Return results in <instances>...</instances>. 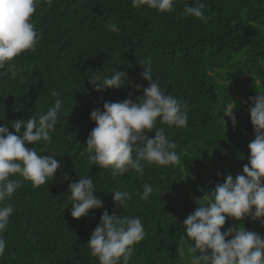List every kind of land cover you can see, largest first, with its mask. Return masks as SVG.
Wrapping results in <instances>:
<instances>
[{
    "label": "trees",
    "instance_id": "16d2710c",
    "mask_svg": "<svg viewBox=\"0 0 264 264\" xmlns=\"http://www.w3.org/2000/svg\"><path fill=\"white\" fill-rule=\"evenodd\" d=\"M202 2L207 23L183 15L185 6H197L195 0H177L175 11L162 15L146 6L133 8L132 0H87L86 8L104 4V20L119 30L105 31L101 26L102 47L78 52L69 42L74 28L61 41L48 35L60 27L66 30L65 21L77 27L72 16L61 25L52 19L62 12L72 15L73 6L81 1L53 0L51 6H44L41 0L32 17L40 37L36 50L15 59V78L12 69H0V126L7 125L15 134L11 122L46 114L56 99L51 92L58 91L63 109L51 133L52 142L26 147L54 156L61 168L42 187L34 188L18 175L12 177L22 186L0 205L15 207L3 233L6 250L0 264H99L87 243L105 209L120 218L141 219L145 238L134 246L129 264H192V259L185 260L177 252L178 247L184 252L191 247L182 241L183 221L189 216L183 207L196 201L187 198L200 185L211 184L214 173L216 184L223 183L227 175L243 174L244 165L249 164L248 145L255 139L249 105L257 92H264V0ZM88 25L81 27L79 38L92 36L84 33ZM148 58L153 78L189 108L186 128L159 121L156 125L177 144L180 164L145 163L142 177L136 173L113 177L110 169L88 163L87 138L96 127L90 113L103 109V102L142 96V88L137 90L135 85L148 86L139 64ZM116 70L126 72L130 84L97 92L91 81L98 75L110 77ZM232 101L236 103L235 127L223 113ZM148 135L154 138L155 129ZM65 173L70 177L67 181ZM84 177L93 178L104 208L75 219L69 185ZM144 184L154 189L147 201L140 198ZM117 190L131 195L124 208L114 201ZM230 227L225 225L222 231Z\"/></svg>",
    "mask_w": 264,
    "mask_h": 264
},
{
    "label": "clouds",
    "instance_id": "9594fccd",
    "mask_svg": "<svg viewBox=\"0 0 264 264\" xmlns=\"http://www.w3.org/2000/svg\"><path fill=\"white\" fill-rule=\"evenodd\" d=\"M52 1L42 0L44 6H51ZM80 1L81 4L73 6L72 15L62 12L52 19L61 25L62 20L72 16L77 27L65 21L66 30L60 27L48 37L61 41L74 28L69 40L72 49L81 52L95 47L99 50L104 34L100 27L112 32L119 29L116 24L109 25L104 20V4L86 8L87 0ZM40 3L41 0H0V69H12L13 78L17 67L15 59L23 53L35 51L39 43L40 37L32 17ZM176 3L177 0H132V7L146 6L159 13H171L175 11ZM195 3L197 6H185L183 15L207 23L208 17L203 12L205 3L202 0H195ZM86 22L89 25L84 33L92 36L79 38V31ZM261 62L264 63V60ZM139 64L143 68L141 76L148 86L137 84L135 87L137 90L142 88L143 95L136 100L128 98L119 102H103V109L95 108L90 113L96 127L87 138L88 163L110 169L113 177L125 173H131V176L136 173L142 177L145 163L166 167L180 164V156L175 151L177 144L165 135L164 128H156V125L159 121L169 127L186 128L188 105L168 94L167 89L153 78L151 58ZM91 82L97 92L120 89L130 84L128 74L120 70L114 71L110 77L98 75ZM51 95L56 97L55 103L46 114L38 119L31 116L11 122L15 134L9 131L7 125L0 126V205L11 200L22 186L19 180L12 177L18 175L30 181L34 188L42 187L53 180L61 168V163L54 156L41 155L36 147H26L41 141L52 142L51 133L56 129L63 101L58 91L53 90ZM129 95L131 97V93ZM251 102L249 112L255 139L248 145L249 164L244 165L243 174L235 178L227 175L223 183L216 184L214 173L211 184L200 185L187 198L196 201H190V207H183L186 210L184 215L189 216L183 221L182 241L191 247L186 252L178 247L177 252L185 260L192 259V264H264V92H257ZM234 104L233 101L226 104L223 110L233 127L237 125ZM154 129L155 136L150 138L148 133ZM64 179H70L68 173L64 174ZM96 191L92 177L80 178L69 185L73 218L87 217L91 210L104 208V200L96 195ZM153 191L152 185L144 184L140 198L147 201ZM130 199L127 191L114 192L117 207L124 208ZM14 211L12 204L0 206V258L4 257L6 250L3 233ZM242 223L246 226L242 227ZM225 225L232 227L222 231ZM144 238L145 231L139 217L120 218L115 212L109 214L105 209L87 247L90 255L98 258L99 264H129L134 246ZM172 256H175L173 252Z\"/></svg>",
    "mask_w": 264,
    "mask_h": 264
},
{
    "label": "bare ground",
    "instance_id": "6f19581e",
    "mask_svg": "<svg viewBox=\"0 0 264 264\" xmlns=\"http://www.w3.org/2000/svg\"><path fill=\"white\" fill-rule=\"evenodd\" d=\"M160 14H161V13H160ZM161 15H162V14H161ZM208 51H209V50H208ZM218 53H220V52L218 51ZM180 74H181V72H180ZM138 77H139V75H138ZM140 77H141V76H140ZM140 79H141V78H140ZM140 79H139V80H140ZM136 80H137V79H136ZM143 80H144V79H143Z\"/></svg>",
    "mask_w": 264,
    "mask_h": 264
}]
</instances>
